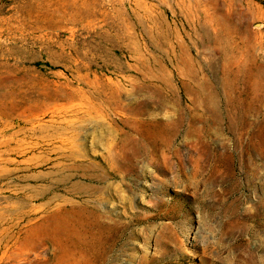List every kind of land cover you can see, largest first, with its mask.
Returning <instances> with one entry per match:
<instances>
[{"label": "rangeland", "instance_id": "1", "mask_svg": "<svg viewBox=\"0 0 264 264\" xmlns=\"http://www.w3.org/2000/svg\"><path fill=\"white\" fill-rule=\"evenodd\" d=\"M72 203L83 264H264V0H0V264Z\"/></svg>", "mask_w": 264, "mask_h": 264}, {"label": "bare ground", "instance_id": "2", "mask_svg": "<svg viewBox=\"0 0 264 264\" xmlns=\"http://www.w3.org/2000/svg\"><path fill=\"white\" fill-rule=\"evenodd\" d=\"M73 19V17H72ZM71 19V21H72ZM218 21L215 22V30L218 32V41L223 42V34H220V28L218 27ZM150 32H153V30H149ZM142 74L145 78V82L142 86L146 87L147 89V76L151 75L153 77V80L156 82H161L163 79V76L166 77V81H170V72L166 68H162V71H152L151 68L148 67V65L144 64L142 67ZM178 69L183 72L181 67ZM124 78H128V76H124ZM89 83V82H87ZM114 83V82H112ZM115 90L120 95V91H122L120 85L118 83H115ZM155 89H160L161 87L159 85H155ZM172 91H175L173 87H170ZM83 93L85 94L84 90ZM164 99V98H163ZM176 106H179L177 108V115L182 113V107L181 103L176 101ZM194 105L197 104V106L201 107H209L210 109H214V105L216 106L215 100H206V99H195L193 100ZM162 104L165 106L166 101L164 100ZM88 113H92V110L87 111ZM179 117V116H178ZM170 119V116H163L159 118V122L166 123ZM87 124H93L96 122L99 126H104L103 123L97 122L92 119L91 115L87 117L86 119ZM181 122V118H178L176 121V124H179ZM86 124V125H87ZM110 136L113 139V134L110 131ZM113 150V151H112ZM108 149V155L106 156L107 161L110 164L115 165L117 158L120 156V151H117V145L114 147V149ZM106 199L103 200V198L100 200L99 203H103ZM87 209V213L96 215L100 221H98L99 226L101 229V240L105 239V236L103 234L106 233L107 229H116L115 226H117L115 220L110 216V214L107 211L101 210L98 206H94L91 210ZM80 209H78V206L74 203L71 204V208H65L62 204H56L55 208L51 213H49L45 218H43V222L39 225L35 226L34 232L35 237L40 239V242L38 245L34 244L33 248H35V251L38 252L43 246L46 238H48L52 232L54 233L55 240L59 244V249L57 251V256L55 259V262L53 264H83L84 257L86 252H89V249H87L85 245L88 243H91L92 241H96L95 237L92 235V226L91 223L83 224L84 217L80 214ZM89 219L88 216H86L85 220ZM114 221V223H111L109 221ZM50 224H54V231H50L49 226ZM97 239L99 238V234L96 235ZM65 240V242H64ZM27 242V241H26ZM28 244V243H25ZM40 253L37 254L39 256ZM81 256V257H80Z\"/></svg>", "mask_w": 264, "mask_h": 264}]
</instances>
